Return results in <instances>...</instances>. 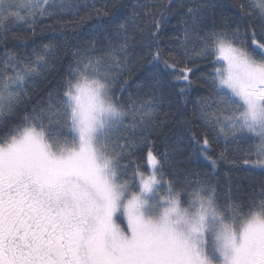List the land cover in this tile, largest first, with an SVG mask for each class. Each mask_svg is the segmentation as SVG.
<instances>
[{
  "label": "snow or ice",
  "instance_id": "6c2138e0",
  "mask_svg": "<svg viewBox=\"0 0 264 264\" xmlns=\"http://www.w3.org/2000/svg\"><path fill=\"white\" fill-rule=\"evenodd\" d=\"M234 7L93 3L75 23L98 22L59 87L14 120L31 103L28 82L54 71L61 50L58 38L19 50L28 37L17 29L34 37L77 6L0 0V264H264V181L245 199L217 179L221 162L264 176V0ZM142 46L151 59L135 63L153 71L125 98ZM197 85L207 91L191 101ZM175 117L177 139L159 152L152 136ZM185 151L205 170L178 167Z\"/></svg>",
  "mask_w": 264,
  "mask_h": 264
},
{
  "label": "trees",
  "instance_id": "16d2710c",
  "mask_svg": "<svg viewBox=\"0 0 264 264\" xmlns=\"http://www.w3.org/2000/svg\"><path fill=\"white\" fill-rule=\"evenodd\" d=\"M59 2V0H57ZM105 0H72L77 6V11L73 13H61L53 19H45L42 24L38 25L36 29V35L33 37L30 32L25 33L23 28L17 29V32L22 36L27 35V48H19L21 42L13 41L11 38L8 40V46L14 47L17 46L19 50L31 51V49L41 43H48L50 40L56 42L53 38H58L61 43V50L58 55V60L55 65V70L49 72L45 70L42 72L41 76L30 80L28 82V89L31 95V103L22 105L20 111L17 113V116L13 119H18L20 116H23L24 108L30 111L33 104L36 101L46 98L47 93L59 87L61 79L67 74V69L69 63L72 62L73 52L76 51L78 45L82 44L84 39H86L89 33L92 31L95 24L98 22V19L95 15H92L82 24H76L75 21L79 20L82 16H87L91 12V5L96 4L97 7H100ZM111 2V0H108ZM124 3L128 5L139 3H158L159 0H123ZM166 2V0H165ZM213 2L220 3L225 9H230L231 12L236 11L234 7L236 0H213ZM229 12V14H231ZM176 21L173 20L171 24L165 25L162 27L159 36L157 37L158 46L161 48H166L167 45L171 42V38L177 34L174 25ZM11 35V34H10ZM35 41V43H33ZM2 45H0V51H2ZM148 49L146 46L138 47L135 50V54L132 56V63L130 64L129 70L125 73V78L130 81L129 91L124 93L125 98L129 93L136 91V85L146 82V77L149 72L153 71L150 65L146 62L135 63L140 57H146L148 60L151 59V56L147 55ZM163 66L161 65V68ZM208 69L205 68V71ZM150 83V81H147ZM171 95L170 99L173 102L175 107L178 98L175 95V90H168ZM207 91L206 88L197 85L189 96V100L194 101L199 95L205 94ZM167 94V93H166ZM182 103V102H181ZM191 103L188 104L189 111L191 110ZM168 102L165 101L164 105L160 109V119L164 120V114L169 112ZM182 119V117L170 118L166 122V126L158 129L152 136V139L155 141V147L159 152H164L166 144H170L176 141L177 135L181 129L177 121ZM219 151V149H217ZM190 155L188 151H185L182 155H176L174 157L177 166L196 170L204 171L205 165L203 163H197L195 160L189 161L187 157ZM215 155V153H214ZM217 179L220 181V184L223 187L226 186L227 182L230 180L233 187L240 186L244 189L241 196L247 198L249 193L255 192L258 194L260 192V182L264 181V176H260L257 172L255 176L247 177L244 172H241L237 168L232 167L227 162H221L219 164V172L217 174Z\"/></svg>",
  "mask_w": 264,
  "mask_h": 264
}]
</instances>
